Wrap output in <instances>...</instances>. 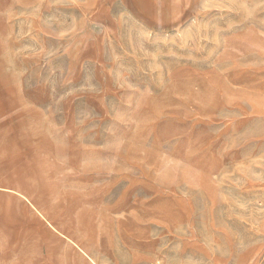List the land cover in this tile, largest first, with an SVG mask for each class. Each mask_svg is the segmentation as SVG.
Here are the masks:
<instances>
[{
	"label": "rangeland",
	"instance_id": "obj_1",
	"mask_svg": "<svg viewBox=\"0 0 264 264\" xmlns=\"http://www.w3.org/2000/svg\"><path fill=\"white\" fill-rule=\"evenodd\" d=\"M1 185L96 264H264V0H0ZM10 204L0 264H93Z\"/></svg>",
	"mask_w": 264,
	"mask_h": 264
},
{
	"label": "bare ground",
	"instance_id": "obj_2",
	"mask_svg": "<svg viewBox=\"0 0 264 264\" xmlns=\"http://www.w3.org/2000/svg\"><path fill=\"white\" fill-rule=\"evenodd\" d=\"M0 192H4V193H6L7 196H9V198L12 202V204H10V207L12 209H14L13 212L15 214L21 213L22 216L28 217L32 221V224L35 226L34 230L37 234H40L44 238H48L51 235L58 236V234L63 236L65 239H62V240H64L72 249H74L77 253L80 254V252L78 250H76L74 247H72V245L68 241H66V239L75 243V245H77L78 249L88 257L89 261L92 262L93 264H96L95 260L92 257H90L83 250V248H81L76 242H74L71 238L66 236L64 233H62L61 231L56 229L50 222H48V224L50 225V227L53 230L56 231V233L52 229H50L46 226L45 222L41 219V217L43 219H46L45 216L43 215V212L40 210V208L33 201H31L29 199V197L26 195V193H24V192H22L16 188L8 187V186H2V185L0 186ZM23 199H25L32 206V208L30 206H28L27 203ZM32 212L34 214L33 217H32Z\"/></svg>",
	"mask_w": 264,
	"mask_h": 264
}]
</instances>
